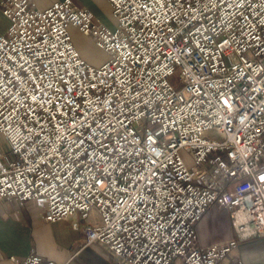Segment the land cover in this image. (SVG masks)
<instances>
[{
  "label": "built area",
  "instance_id": "1",
  "mask_svg": "<svg viewBox=\"0 0 264 264\" xmlns=\"http://www.w3.org/2000/svg\"><path fill=\"white\" fill-rule=\"evenodd\" d=\"M107 2L111 29L72 0L2 3L0 198L35 203L48 223L78 216L83 247L124 264H223L264 237V0ZM211 207L235 235L201 248Z\"/></svg>",
  "mask_w": 264,
  "mask_h": 264
},
{
  "label": "crops",
  "instance_id": "2",
  "mask_svg": "<svg viewBox=\"0 0 264 264\" xmlns=\"http://www.w3.org/2000/svg\"><path fill=\"white\" fill-rule=\"evenodd\" d=\"M4 1L0 0L1 35L8 31L11 24V21L3 14L1 5ZM62 1L65 0H32L36 8L40 10L50 9L54 3ZM72 1L79 9L90 11L95 19L105 26L111 27L113 24L112 7L107 0ZM71 30H76V28L71 27L70 32ZM81 35V39H76L72 34L75 47L84 56L83 48L81 50L78 48L83 38L88 46L94 48L96 46L91 37ZM0 144L4 145V149L7 150L8 144L2 137H0ZM202 219L197 226L199 247L219 245L234 237L235 233L228 211L219 207H211ZM76 223L79 224V229L74 228ZM85 226L86 223L78 216H72V218L56 223H48L42 217V210L35 203L21 204L15 199L0 198V264H15L13 258L22 259L30 256L31 253L39 254L43 259L51 260L55 264H72L77 255L86 253L90 248V246L83 247L86 243ZM74 244L79 248L72 253L71 249ZM94 245L98 253L93 255L90 264H124L118 258L116 259L105 245L96 243L91 246ZM235 258L243 264H264V237L240 243L223 264H230Z\"/></svg>",
  "mask_w": 264,
  "mask_h": 264
},
{
  "label": "rangeland",
  "instance_id": "3",
  "mask_svg": "<svg viewBox=\"0 0 264 264\" xmlns=\"http://www.w3.org/2000/svg\"><path fill=\"white\" fill-rule=\"evenodd\" d=\"M116 24H117V21L115 18H113V24L109 28L110 29L115 28ZM71 34H73L74 38H76V39H81V37H82V35L78 33L77 29L71 30ZM83 40H84V38H83ZM83 40L81 42H79L78 48L80 50L83 48V50L85 52L83 57L85 58V60L87 62H89L94 67H98V66L103 65L105 63V61L108 59L107 55L103 51H101L99 48H94L92 46H88V44L85 43L86 40H84V41ZM172 81H173L174 85H177L178 78L175 77V78H173ZM0 147H2L4 149V145L0 144ZM182 158H183L184 162L186 163L187 167L193 166L194 162L192 161V159L189 157L188 154L182 153ZM78 248H79V246L74 244L73 248L71 249V252L75 253L74 251H76ZM97 253L98 252H96L95 245L90 246V248H88L86 253L77 255L76 256L77 258L74 260V263H72V264H90L93 255H96Z\"/></svg>",
  "mask_w": 264,
  "mask_h": 264
}]
</instances>
